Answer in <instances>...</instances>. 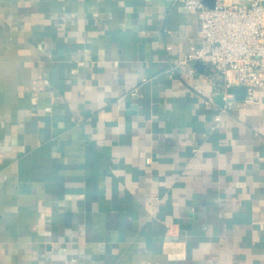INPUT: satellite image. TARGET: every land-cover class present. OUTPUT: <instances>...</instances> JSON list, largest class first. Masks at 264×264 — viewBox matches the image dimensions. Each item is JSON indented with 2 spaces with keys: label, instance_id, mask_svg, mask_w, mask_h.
I'll return each instance as SVG.
<instances>
[{
  "label": "crops",
  "instance_id": "obj_1",
  "mask_svg": "<svg viewBox=\"0 0 264 264\" xmlns=\"http://www.w3.org/2000/svg\"><path fill=\"white\" fill-rule=\"evenodd\" d=\"M199 27L179 0H0V264H264V85L176 68Z\"/></svg>",
  "mask_w": 264,
  "mask_h": 264
},
{
  "label": "built area",
  "instance_id": "obj_2",
  "mask_svg": "<svg viewBox=\"0 0 264 264\" xmlns=\"http://www.w3.org/2000/svg\"><path fill=\"white\" fill-rule=\"evenodd\" d=\"M179 1L186 11L197 13L200 27L198 43L175 67L194 73L193 62L201 60L224 74L227 88L236 74L238 83L247 87L245 101H257L259 88L264 85V0H217L214 7L203 0ZM226 96L229 102L234 100L232 93Z\"/></svg>",
  "mask_w": 264,
  "mask_h": 264
},
{
  "label": "water",
  "instance_id": "obj_3",
  "mask_svg": "<svg viewBox=\"0 0 264 264\" xmlns=\"http://www.w3.org/2000/svg\"><path fill=\"white\" fill-rule=\"evenodd\" d=\"M217 0H203V2L205 3V5L210 6V7H214L216 4ZM204 62L201 60H197L196 61V65L201 68L202 66H204ZM228 93H232L237 99H244L247 95V87L244 84H240L238 86H231L228 90ZM223 97V93H221V95L219 96L220 99H218V102L223 105L224 104V100L222 99Z\"/></svg>",
  "mask_w": 264,
  "mask_h": 264
}]
</instances>
